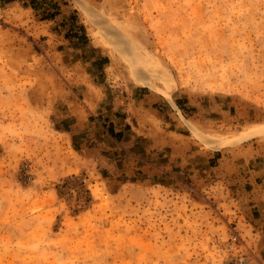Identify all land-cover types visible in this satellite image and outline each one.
Masks as SVG:
<instances>
[{"label": "rangeland", "instance_id": "rangeland-1", "mask_svg": "<svg viewBox=\"0 0 264 264\" xmlns=\"http://www.w3.org/2000/svg\"><path fill=\"white\" fill-rule=\"evenodd\" d=\"M49 1L0 3V264H206L231 225L264 257L228 181L141 185L160 153L101 130L104 113L130 121L146 87L182 108L167 136L264 158V0H66L65 20L39 22Z\"/></svg>", "mask_w": 264, "mask_h": 264}, {"label": "crops", "instance_id": "crops-1", "mask_svg": "<svg viewBox=\"0 0 264 264\" xmlns=\"http://www.w3.org/2000/svg\"><path fill=\"white\" fill-rule=\"evenodd\" d=\"M52 1L56 2L57 9H54L56 13L48 19L39 20V22L51 23L56 19L58 22L65 20L68 13L66 0ZM131 98V103L138 102L134 109H129L131 120L129 121L126 118L120 122L117 119L110 118V114L104 113L103 117L107 118V122L104 123L105 126H101V130H104L106 134L107 128L110 129V123L122 124L113 129L114 133L120 131V139L129 137V140H132L137 137L136 132L139 131L141 139H144L146 153H160L154 158L149 156V160L144 161L139 166L141 173L144 174L140 179L142 181L141 185L149 186L152 184V186L165 187L170 186L172 183L173 186L177 185V191H181V189L184 190L186 185L191 186V188L201 185L212 171L215 182L219 183L222 179L228 181L230 192L234 194L242 212L244 211V216L242 215L244 221L257 231L264 229V158L262 154H257V148L253 145V142L240 148L242 158L234 162L229 158H223V152L218 149L205 151L191 148L187 137L183 138L181 136L179 139L174 140V136H167V134L176 132L171 130H175L181 124L178 116L182 117V108L177 105L175 100H167L150 92L146 87L132 88ZM181 105L185 107L184 103H181ZM164 106L171 111V113H167L171 117L170 121L166 120L164 114L160 112ZM138 111H140V120L139 118L137 120V117L133 114H137ZM142 118H149V120H143ZM99 124L96 120L91 121L88 128V135L91 137L89 142L100 140ZM169 124H174L173 129H167ZM124 125H128V128L125 129ZM128 130L130 132H127ZM77 144L79 148L83 147L82 151L87 149L84 147L85 143L78 142ZM93 150L91 148L89 151L92 152ZM134 174L133 171L129 172L130 176H135ZM252 213L254 215L257 213L258 217ZM236 217L238 218V215Z\"/></svg>", "mask_w": 264, "mask_h": 264}, {"label": "built area", "instance_id": "built-area-1", "mask_svg": "<svg viewBox=\"0 0 264 264\" xmlns=\"http://www.w3.org/2000/svg\"><path fill=\"white\" fill-rule=\"evenodd\" d=\"M21 173L26 179H30L26 165L22 166ZM215 256L213 262L207 261L206 264H264V257L245 242L235 225L225 228Z\"/></svg>", "mask_w": 264, "mask_h": 264}, {"label": "trees", "instance_id": "trees-1", "mask_svg": "<svg viewBox=\"0 0 264 264\" xmlns=\"http://www.w3.org/2000/svg\"><path fill=\"white\" fill-rule=\"evenodd\" d=\"M11 1H18L23 6H27L31 10H33L34 12H36L37 11V8L39 7V5L43 4L44 2H47L48 0H43V1L42 0H0V3L1 4H4V3L11 2ZM49 3L51 5V9L44 10L43 14L41 15V18L42 19H48V18L52 17L56 13L55 10H54V9H57L56 2H53V1L50 2L49 1Z\"/></svg>", "mask_w": 264, "mask_h": 264}, {"label": "bare ground", "instance_id": "bare-ground-1", "mask_svg": "<svg viewBox=\"0 0 264 264\" xmlns=\"http://www.w3.org/2000/svg\"><path fill=\"white\" fill-rule=\"evenodd\" d=\"M151 58V57H150ZM161 71V70H160ZM162 72H163V70H162ZM164 73V72H163ZM166 75V74H165ZM253 133H255V132H253ZM252 133V134H253ZM257 133V132H256ZM248 136H251V135H246V136H243V137H241V138H239V139H244V138H246V137H248ZM201 138V137H200ZM205 138V137H204ZM204 138H201V140L203 139V142H205L206 143V141H208V140H206L205 141V139ZM214 138V137H213ZM210 139H212V138H210ZM214 140V139H213ZM209 142V141H208ZM228 143H230V140L229 139H217L215 142H214V144L212 145V147L214 148V149H218V148H221V147H223L224 145H226V144H228ZM211 145V144H210ZM208 147H210V146H208ZM211 148V147H210Z\"/></svg>", "mask_w": 264, "mask_h": 264}]
</instances>
